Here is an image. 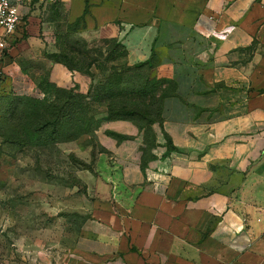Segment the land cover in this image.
<instances>
[{"label":"crops","instance_id":"0c3cea01","mask_svg":"<svg viewBox=\"0 0 264 264\" xmlns=\"http://www.w3.org/2000/svg\"><path fill=\"white\" fill-rule=\"evenodd\" d=\"M65 6L84 34L115 27L126 61L163 82L149 132L114 120L95 145L62 143L91 167L62 205L85 217L70 264H264V0Z\"/></svg>","mask_w":264,"mask_h":264},{"label":"rangeland","instance_id":"374dc122","mask_svg":"<svg viewBox=\"0 0 264 264\" xmlns=\"http://www.w3.org/2000/svg\"><path fill=\"white\" fill-rule=\"evenodd\" d=\"M65 8L42 6L23 21L0 80V264H70L85 217L62 205L85 192L78 172L91 167L62 143L95 145L114 120L149 132L159 118L163 82L150 64L126 61L115 27L84 34L68 24ZM23 81L32 94L15 91Z\"/></svg>","mask_w":264,"mask_h":264},{"label":"built area","instance_id":"2783aa9c","mask_svg":"<svg viewBox=\"0 0 264 264\" xmlns=\"http://www.w3.org/2000/svg\"><path fill=\"white\" fill-rule=\"evenodd\" d=\"M66 0H0V80L5 74V62L13 47L15 32L32 13L42 6L60 4Z\"/></svg>","mask_w":264,"mask_h":264},{"label":"trees","instance_id":"16d2710c","mask_svg":"<svg viewBox=\"0 0 264 264\" xmlns=\"http://www.w3.org/2000/svg\"><path fill=\"white\" fill-rule=\"evenodd\" d=\"M150 64V66L152 67V65H153V62L151 61V60H149L148 62H146V63H142V64Z\"/></svg>","mask_w":264,"mask_h":264}]
</instances>
